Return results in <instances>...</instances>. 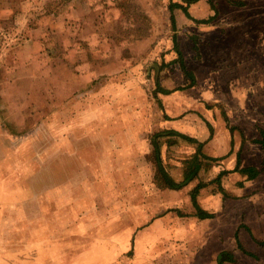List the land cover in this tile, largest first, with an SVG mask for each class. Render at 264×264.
<instances>
[{
	"label": "rangeland",
	"instance_id": "obj_1",
	"mask_svg": "<svg viewBox=\"0 0 264 264\" xmlns=\"http://www.w3.org/2000/svg\"><path fill=\"white\" fill-rule=\"evenodd\" d=\"M187 1L0 0V203H17L13 227L4 229L1 236L13 233L6 243L27 264L192 261L193 241L172 240L168 235L172 227L167 221L174 218L181 227V216H187L185 196L156 192L144 165L140 187V178L134 176L137 167L128 170L133 163H124L125 159L117 164L124 153L117 156L111 142L103 138L106 122L137 120L139 89L147 101V117L155 124L153 133L161 130L156 129L159 117L154 107L157 110L160 103L155 93L181 88L190 80L173 51V36L180 44L184 40L195 46L205 30L181 10L169 11L171 4L187 9L196 0ZM218 1H207L216 14L223 11ZM225 3L227 8L234 4ZM254 6H258L254 14L261 16L264 6L257 1ZM246 13L244 21L264 24L263 16L255 19ZM194 52L199 58L198 50ZM164 141L163 164L180 182L182 160L192 155L194 146L188 143L185 149L172 140L165 147ZM71 147L78 164L71 185L54 186L51 171L44 187L30 176L42 174L36 171L56 160L63 162ZM211 169L201 176L204 184L210 185ZM239 180L240 176L221 179L225 188L237 186ZM62 203L64 208L58 206ZM238 211L222 213L220 229L212 223L210 238L194 241L200 252L212 255L208 262L219 264L220 254L244 250L238 238L237 244L236 226L227 217L229 212L235 218ZM253 228H258V246L264 249L260 246L264 224L260 220ZM246 232L243 241L257 244L251 240V231ZM246 258L243 251L242 264L253 263Z\"/></svg>",
	"mask_w": 264,
	"mask_h": 264
},
{
	"label": "crops",
	"instance_id": "obj_2",
	"mask_svg": "<svg viewBox=\"0 0 264 264\" xmlns=\"http://www.w3.org/2000/svg\"><path fill=\"white\" fill-rule=\"evenodd\" d=\"M207 1L209 3V0H196L186 9L189 17L184 14L191 20L203 22L200 25L205 30L202 31L203 35L200 36L199 41L197 40L195 46L184 40H181L180 44L177 38L182 64L192 78L184 75L185 78L190 79L188 84L184 82L186 85L181 88L161 90L167 93H161V91L155 93V98L160 103L157 110L154 107V113L159 117L156 129L173 131L202 143V153L216 160L215 166L211 169L214 173L212 179L221 171H228L231 173L223 178L230 176L233 179L240 176L239 186L229 185L225 188L221 181L220 187L224 191H222L223 194L211 191L210 186L200 189L197 195L198 205L214 214L212 219L205 220L195 217V209L189 194L206 171L202 170L197 179L179 190L158 186L155 181L156 169L152 162L153 149L150 144L155 124L147 117L145 112L147 101L143 98L141 89L137 91V120L135 122L113 120L106 122L103 129L107 132L103 133V138L111 142V148L114 147L111 151L117 150V156L124 153L122 157L117 158V164L124 159V163L131 161L134 164L137 161V166L132 164V167L128 166L127 169L137 167L134 176L140 178L141 181L138 184L140 187L144 165L145 173L149 171V183L156 192L160 189L166 193L171 191L181 198L185 196L184 206L187 209L185 211L187 216H181L184 218L181 227L176 224L177 220L174 218L167 221L168 228L172 227L171 232H168V235L171 234L170 239L193 241V249L190 250L192 261L189 258L184 260V264H217L212 260L208 262V258L212 255L200 252V249L195 248L194 241L199 243L209 239V235L214 231V228L211 231V224L213 223L216 230H219L224 224L222 213L227 211L231 213L232 210L238 208L240 212L235 214V218H232L229 212L227 213L230 224L236 226L235 237L237 236L243 251L253 261L252 263L247 260L248 264H264V254L260 252L264 249L258 246L261 238L256 235L260 233H258V228H253L260 220L261 224H264V150L258 144L264 134V24L258 25L244 21L245 17L242 15L247 12L246 14L252 13L251 18L264 17V11L259 17L258 14H254V10L258 9V6H254V2H261L264 6V0H219L217 7L223 8L220 14L213 13ZM228 1L234 2L230 8H227L228 5L225 3ZM223 23H226L224 24L226 26ZM211 27L214 28L212 31ZM194 50H198L199 58H195ZM179 64L182 71L181 63ZM162 140H165L163 143L165 147L167 142L174 140L181 144L182 148H189L187 142H179L178 138L165 137ZM63 157H65L63 162L56 160L52 166L45 165L39 168L36 173L42 174H38V178L30 176L33 179L36 178L37 183H44V187L45 178L51 171L54 186L61 187L62 184L67 183L71 185L78 168L73 148L71 147ZM112 158L111 156L110 159ZM238 160L241 168L255 167L260 171L252 179L244 177L239 172H233ZM194 182L196 184H193ZM45 189V195H48L47 187ZM16 204L13 201L0 203V264H27L24 256L14 255V251L6 243L11 240L13 233H4V237L1 236L4 229L13 227V221L16 219L13 216V210ZM65 205L62 203L58 206L64 208ZM238 214H244L243 218L240 219ZM240 226H244L245 229ZM246 230L251 231V240H255L257 244L251 240L253 245L243 241ZM262 245L264 246V243H260V246ZM119 251L122 253V250ZM243 251L237 249L230 251L233 262L242 264ZM150 253L152 256L151 251ZM255 259H259V262L255 263Z\"/></svg>",
	"mask_w": 264,
	"mask_h": 264
},
{
	"label": "trees",
	"instance_id": "obj_3",
	"mask_svg": "<svg viewBox=\"0 0 264 264\" xmlns=\"http://www.w3.org/2000/svg\"><path fill=\"white\" fill-rule=\"evenodd\" d=\"M182 1L185 4L190 3L187 0H182ZM174 8L181 10L187 17H189L185 7L181 6L180 4H171L169 6V11H172ZM170 20H171V27L174 30V23H175L174 20L175 19L172 15L170 17ZM197 23L203 24V22H200V21ZM173 44H174L173 51L176 53V55L178 56V58L180 60V63L182 66V71H183L184 75H186L187 77H189L191 79L192 75L189 74L184 69V66L182 64V55L179 51L178 42H177V39L175 36H173ZM191 82H192V80H191ZM161 93H167V91H161ZM165 137L178 138V139L185 141L189 144H192L194 146L193 154L182 160L183 170L181 173V181L180 182L174 181V179L167 173L165 166L163 164V160L161 157V140L164 139ZM150 144H151L152 149H153L152 162H153L155 169H156L155 181L157 182L158 186H163V187H166V188L172 189V190H179L182 187L189 184L190 182L197 179L199 173L202 170L208 171L209 169H211L216 164V160L209 158L202 153V147H203L202 143H199V142H197V141H195V140H193V139H191L185 135H182V134H179V133H176L173 131H157V132L153 133L150 137ZM258 144L264 150V134H262V140ZM259 171L260 170L256 169L255 167L241 168L239 160L237 161L236 167L233 170V172H239L244 177H247L249 179L254 178L258 174ZM229 173H231V172L221 171L215 178H213L212 180H210L208 182V183H210V185L199 182L191 190L189 196H190L192 206L195 209V217L196 218H198L199 220H205V219H212L214 217V214L207 212L206 210L202 209L198 205L197 195H198L200 189H202L204 186H210L211 191H213V192L218 191V192H221L223 194V192H222L223 190H221V187H220L221 179L225 175H228ZM236 241H237V244L239 245L237 238H236ZM244 253L247 254L246 252H244ZM223 255H226L225 259H223ZM219 257L222 258V260L219 261L220 262L219 264H222L223 262H233L232 256L228 253L227 254L222 253L219 255Z\"/></svg>",
	"mask_w": 264,
	"mask_h": 264
}]
</instances>
